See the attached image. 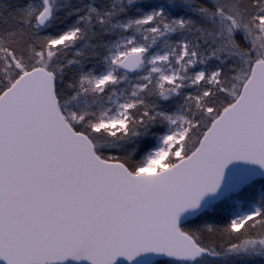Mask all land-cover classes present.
<instances>
[{
    "label": "snow or ice",
    "instance_id": "1",
    "mask_svg": "<svg viewBox=\"0 0 264 264\" xmlns=\"http://www.w3.org/2000/svg\"><path fill=\"white\" fill-rule=\"evenodd\" d=\"M0 264H264V0H0Z\"/></svg>",
    "mask_w": 264,
    "mask_h": 264
}]
</instances>
